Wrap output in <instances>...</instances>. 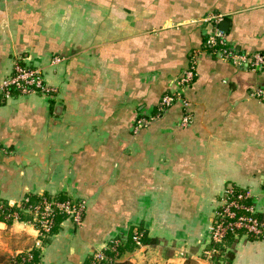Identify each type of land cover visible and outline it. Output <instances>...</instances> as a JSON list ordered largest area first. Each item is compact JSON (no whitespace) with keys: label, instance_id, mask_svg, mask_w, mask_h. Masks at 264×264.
Listing matches in <instances>:
<instances>
[{"label":"crops","instance_id":"0c3cea01","mask_svg":"<svg viewBox=\"0 0 264 264\" xmlns=\"http://www.w3.org/2000/svg\"><path fill=\"white\" fill-rule=\"evenodd\" d=\"M208 14L225 16L218 27L236 52L264 56V0H0V84L20 60L50 89L0 92V200L86 208L80 227L64 220L39 247L31 212L6 216L0 264L33 248L39 264H89L112 242L126 247L118 262L211 264L212 218L234 189L264 221V101L249 98L264 89V66L209 56ZM194 55L186 109L176 102L133 130ZM234 238L233 259L219 264H264V237Z\"/></svg>","mask_w":264,"mask_h":264},{"label":"built area","instance_id":"2783aa9c","mask_svg":"<svg viewBox=\"0 0 264 264\" xmlns=\"http://www.w3.org/2000/svg\"><path fill=\"white\" fill-rule=\"evenodd\" d=\"M225 16L221 14H208L202 21L209 24V32L206 34L205 50L207 54L220 61L230 64L237 69L255 71L264 66V56L258 53H238L225 40L219 24ZM23 62V61H22ZM59 62L54 58L53 63ZM197 59L196 55L190 58L188 68L178 76L175 82V88L170 93L164 95L156 106V114L148 115L147 118H141L135 123L134 129L148 126L154 119L164 114L172 104L179 102L182 108L187 107L186 101L182 98L183 92L192 84L195 76ZM43 69L29 64L15 62L12 74L0 84V92L5 97L10 94L25 96L29 94L49 95L50 89L46 86L43 79ZM250 99L264 101V89L257 88L250 92ZM190 123L188 115H183L179 125L182 127ZM34 227L37 232V246L41 245L43 239L51 233L54 217L56 214L68 216L76 228L82 223V215L85 210V204L82 201H42L40 205L33 208ZM233 235L235 237L243 235L248 237H264V221L257 215L255 207L251 202V196L247 191H228L220 200L219 207L215 210L212 223L209 228V243L220 244L224 239ZM137 243V237H134ZM116 244H118L116 242ZM103 247L93 255L92 264H99L108 258L103 251ZM212 250L205 254L210 257Z\"/></svg>","mask_w":264,"mask_h":264},{"label":"trees","instance_id":"16d2710c","mask_svg":"<svg viewBox=\"0 0 264 264\" xmlns=\"http://www.w3.org/2000/svg\"><path fill=\"white\" fill-rule=\"evenodd\" d=\"M205 39H206V37H205ZM206 48L207 47H205V43H204V49H206ZM17 62L24 63L20 60ZM29 65L34 66L31 63ZM233 191L234 192H240L243 190L234 189ZM52 199H54V201L60 200L59 197L53 198V197H50L48 195L28 196L26 201L21 202V204L19 206H16V205L10 206L8 203L0 200V221H5V222L8 221L9 222L10 219L9 218H8L9 220L5 219L6 216L11 215L14 212H16V213H18V215H20L23 212V210L29 211L32 213V215H34L33 208L35 206L40 205L42 203V201H45V200L50 201ZM58 202H61V201H58ZM84 213H85V210H84ZM84 213L82 215V221L84 218ZM64 220L71 221V219L64 214H56L55 215L54 222H53L52 229H51V233L49 234V236L47 238L43 239V244L48 243V241L50 240L49 237H51L56 232L57 227ZM71 223H72V221H71ZM136 237H137L138 242L142 240V236H140V237L136 236ZM234 237L235 236H233V235H229L224 239V241L222 243L216 244V245L209 243L210 244L209 249L213 251L210 258H209L211 264H219L218 261H220V260H222L224 262H229L233 259V253L228 248V246H232L231 242L233 240H236ZM125 248H126L125 246L123 248V246H121V245L115 247L114 243L112 242L110 244V246H108V248L103 251L104 255L108 258V260L106 259L105 261H102L99 264H128L127 262H118V260H116L122 256L123 252L125 251ZM39 262H40V251L36 248H33L30 251L24 252L20 256H18L16 261L14 262V264H39ZM92 262H93V255H92V257H90L89 264H92ZM184 264H197V263L192 259H186Z\"/></svg>","mask_w":264,"mask_h":264},{"label":"water","instance_id":"95a60500","mask_svg":"<svg viewBox=\"0 0 264 264\" xmlns=\"http://www.w3.org/2000/svg\"><path fill=\"white\" fill-rule=\"evenodd\" d=\"M226 25H227V23H225V22L221 23V24H220V29L224 31Z\"/></svg>","mask_w":264,"mask_h":264},{"label":"rangeland","instance_id":"374dc122","mask_svg":"<svg viewBox=\"0 0 264 264\" xmlns=\"http://www.w3.org/2000/svg\"><path fill=\"white\" fill-rule=\"evenodd\" d=\"M8 261L10 262V264H12L13 259L9 258ZM9 264V263H8Z\"/></svg>","mask_w":264,"mask_h":264}]
</instances>
